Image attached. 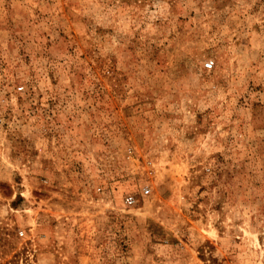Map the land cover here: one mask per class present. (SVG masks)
<instances>
[{
  "label": "rangeland",
  "instance_id": "rangeland-1",
  "mask_svg": "<svg viewBox=\"0 0 264 264\" xmlns=\"http://www.w3.org/2000/svg\"><path fill=\"white\" fill-rule=\"evenodd\" d=\"M0 264H264V0H0Z\"/></svg>",
  "mask_w": 264,
  "mask_h": 264
},
{
  "label": "built area",
  "instance_id": "built-area-1",
  "mask_svg": "<svg viewBox=\"0 0 264 264\" xmlns=\"http://www.w3.org/2000/svg\"><path fill=\"white\" fill-rule=\"evenodd\" d=\"M204 66H205V68L206 69H211L212 67H213V61L212 60H210V61H208V62H206L205 64H204ZM148 191H146V193H147ZM126 203L127 204H132L133 203V198L132 197H127L126 198Z\"/></svg>",
  "mask_w": 264,
  "mask_h": 264
},
{
  "label": "trees",
  "instance_id": "trees-1",
  "mask_svg": "<svg viewBox=\"0 0 264 264\" xmlns=\"http://www.w3.org/2000/svg\"><path fill=\"white\" fill-rule=\"evenodd\" d=\"M17 256H18V254H15V255H14V259L17 258Z\"/></svg>",
  "mask_w": 264,
  "mask_h": 264
}]
</instances>
